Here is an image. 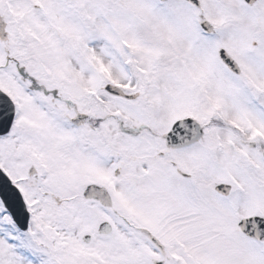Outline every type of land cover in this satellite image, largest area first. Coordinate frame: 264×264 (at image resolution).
Returning a JSON list of instances; mask_svg holds the SVG:
<instances>
[{"label":"snow or ice","instance_id":"snow-or-ice-1","mask_svg":"<svg viewBox=\"0 0 264 264\" xmlns=\"http://www.w3.org/2000/svg\"><path fill=\"white\" fill-rule=\"evenodd\" d=\"M0 264H264V0H0Z\"/></svg>","mask_w":264,"mask_h":264}]
</instances>
